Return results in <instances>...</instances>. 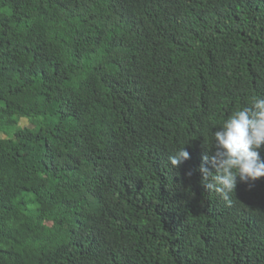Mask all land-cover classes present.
Returning <instances> with one entry per match:
<instances>
[{"label": "trees", "instance_id": "16d2710c", "mask_svg": "<svg viewBox=\"0 0 264 264\" xmlns=\"http://www.w3.org/2000/svg\"><path fill=\"white\" fill-rule=\"evenodd\" d=\"M253 97L264 0H0V264H264V177L198 170Z\"/></svg>", "mask_w": 264, "mask_h": 264}, {"label": "clouds", "instance_id": "9594fccd", "mask_svg": "<svg viewBox=\"0 0 264 264\" xmlns=\"http://www.w3.org/2000/svg\"><path fill=\"white\" fill-rule=\"evenodd\" d=\"M213 144L214 154L203 156L198 169L201 184L230 203L238 180L247 183L264 177V159L259 151L264 147V98L253 97L249 106L233 112L213 133ZM189 158L183 147L169 161L177 167Z\"/></svg>", "mask_w": 264, "mask_h": 264}, {"label": "rangeland", "instance_id": "374dc122", "mask_svg": "<svg viewBox=\"0 0 264 264\" xmlns=\"http://www.w3.org/2000/svg\"><path fill=\"white\" fill-rule=\"evenodd\" d=\"M21 125L24 126V127L30 126L31 122L28 119H23Z\"/></svg>", "mask_w": 264, "mask_h": 264}]
</instances>
